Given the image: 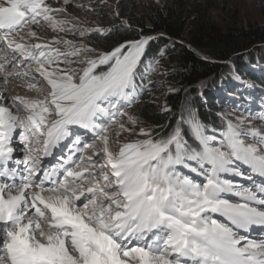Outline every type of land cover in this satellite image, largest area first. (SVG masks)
Returning <instances> with one entry per match:
<instances>
[{
  "label": "snow or ice",
  "instance_id": "snow-or-ice-1",
  "mask_svg": "<svg viewBox=\"0 0 264 264\" xmlns=\"http://www.w3.org/2000/svg\"><path fill=\"white\" fill-rule=\"evenodd\" d=\"M100 3L0 0V72L45 89L0 96V264H264V101L145 126L154 38L98 50Z\"/></svg>",
  "mask_w": 264,
  "mask_h": 264
},
{
  "label": "trees",
  "instance_id": "trees-1",
  "mask_svg": "<svg viewBox=\"0 0 264 264\" xmlns=\"http://www.w3.org/2000/svg\"><path fill=\"white\" fill-rule=\"evenodd\" d=\"M74 1L69 0L68 8ZM107 1L101 0L95 18L110 30V35L99 37L92 42L93 46L104 50L141 35L155 36L148 46L149 59L145 63L153 57L158 61L169 91L163 103L173 112L190 106L202 122L219 130L222 121L218 113L226 112L214 93L222 77L228 78L233 68L237 75L264 87V71H259L258 76L252 74L255 68L264 67V21L245 28L237 27L235 22L228 30L212 22V12H226L230 0H162L146 18L138 13L140 0H121L115 10L120 16L115 17L114 23L107 20L103 9ZM96 4L97 0L92 5ZM70 13L81 16L77 9ZM155 104L150 93H145L143 101L135 106L136 114L147 126L166 123L168 114L158 113Z\"/></svg>",
  "mask_w": 264,
  "mask_h": 264
},
{
  "label": "rangeland",
  "instance_id": "rangeland-1",
  "mask_svg": "<svg viewBox=\"0 0 264 264\" xmlns=\"http://www.w3.org/2000/svg\"><path fill=\"white\" fill-rule=\"evenodd\" d=\"M95 0H75L68 8V11L71 12L74 9L76 10L73 5L75 3H83V4H93ZM162 0H140L138 3V13L141 17H147L150 14V10L153 7L160 6ZM121 2V0H108L107 3L104 4V11L107 12V17L111 23H114L117 18L115 15L116 5ZM54 7L60 6V2H51ZM81 16L84 15L79 9H77ZM96 14H89V27H95V18ZM212 22L217 25L218 27L222 28L223 30H228L233 28V24L236 22L237 27H248L249 25H261L264 21V0H230V5L226 12L220 13L218 11L212 12ZM120 23V22H119ZM42 34L44 33L43 29H40ZM69 39H75L73 37H68ZM154 70L149 73V79L156 82L155 88L150 93L151 102H156L155 106L157 108L158 113L163 112L162 109L164 108L163 99L166 95H168L169 91L167 86L165 85L161 75L163 72L159 70L157 63L153 65ZM256 73L259 74V71H263V69L256 68ZM0 75H3L0 73ZM2 79H0L1 81ZM237 76L231 75L230 78L224 79L223 83H219L216 86L215 90V97L217 102L220 104V107L226 112L227 115L230 117H235L240 115L239 111H234L232 108V101L234 99L240 98L239 90L240 87L236 85ZM264 90V88H263ZM4 92V91H3ZM13 94L15 92H19L17 88L12 90ZM12 95V94H11ZM8 97V96H6ZM253 96L247 94L246 96V104L245 107H250L253 109L256 106V103L252 99ZM260 101H264V97L259 98ZM259 109H257L258 111ZM145 126H147L145 124Z\"/></svg>",
  "mask_w": 264,
  "mask_h": 264
},
{
  "label": "bare ground",
  "instance_id": "bare-ground-1",
  "mask_svg": "<svg viewBox=\"0 0 264 264\" xmlns=\"http://www.w3.org/2000/svg\"><path fill=\"white\" fill-rule=\"evenodd\" d=\"M4 63H5L4 52L0 51V64H4ZM0 73L3 74V75H0V79H2V80L4 79L5 76H9L10 77L8 82H7V85H6L7 91H4L5 85L3 83H0V96H8L9 99L12 96H15L17 94H19L21 96L42 97L44 95V93H45V89L44 88L38 89L37 92L28 93L25 90V88H24V86H23V84H22V82L20 80L11 79V76L15 75V73H16L15 69H12L10 72H0ZM14 88H17L19 90V92H15L16 94H13L14 92H12V90H14ZM33 154L34 155H39V153H33ZM56 154H57V156L52 161L46 162V163H50V164L57 163V158L60 155H62V153L58 149ZM16 155H18L19 157L23 158L25 155H27V153H25V152H17ZM33 218L35 219V217H33Z\"/></svg>",
  "mask_w": 264,
  "mask_h": 264
}]
</instances>
